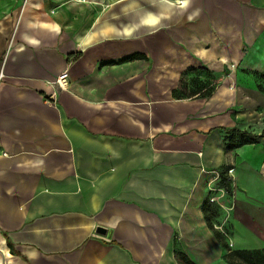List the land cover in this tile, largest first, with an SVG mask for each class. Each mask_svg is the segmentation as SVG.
<instances>
[{"label": "crops", "instance_id": "0c3cea01", "mask_svg": "<svg viewBox=\"0 0 264 264\" xmlns=\"http://www.w3.org/2000/svg\"><path fill=\"white\" fill-rule=\"evenodd\" d=\"M41 1L0 26V264H229L204 210L221 173L234 248H264V137L232 130L264 133V0L122 26L112 0ZM191 68L211 88L183 96Z\"/></svg>", "mask_w": 264, "mask_h": 264}, {"label": "rangeland", "instance_id": "374dc122", "mask_svg": "<svg viewBox=\"0 0 264 264\" xmlns=\"http://www.w3.org/2000/svg\"><path fill=\"white\" fill-rule=\"evenodd\" d=\"M36 1L38 0H0V26L3 23H10L14 28L18 27V23L24 21L25 16H29L23 13H19L20 9L24 5L29 6L31 5V3H34ZM55 1L59 2L58 0H42L41 2L42 5L44 4L48 8H54ZM60 3L61 2H59L58 4ZM85 3L87 2H83V4ZM110 4L111 11L106 13L105 18L106 20H111L113 23L120 26L130 21L134 22L135 14L137 11L138 13H140L142 10L145 13L151 10L159 13L160 11H164L168 8V5L163 2V0H112ZM137 7L138 10L136 11ZM169 7L173 8L174 5H170ZM31 16H35V13ZM257 59H252L251 61V64H253L255 67L260 66V61H258ZM224 69L226 70L227 68L224 67ZM206 71L208 76H212V70L210 68H208V70ZM206 82L207 84L205 85H209L210 89V84L212 83V81H210V79H207ZM203 85V82L201 83V81L199 80V71L186 72L181 79V85L178 91L183 96H193L200 90L201 86ZM231 182V177H224L223 188L225 190V193H222L224 197H222V200L220 199L221 203L218 204L217 202H215L214 204L210 203V205H208V215L211 217L213 227L219 230L225 236L229 245L234 248L235 245L231 239L232 231L231 227L229 226V211L231 210V206L225 205V199L232 198L234 190L236 188L235 185L231 186Z\"/></svg>", "mask_w": 264, "mask_h": 264}, {"label": "trees", "instance_id": "16d2710c", "mask_svg": "<svg viewBox=\"0 0 264 264\" xmlns=\"http://www.w3.org/2000/svg\"><path fill=\"white\" fill-rule=\"evenodd\" d=\"M137 58H145V55L143 54H139V53H135L132 54L126 58H124L123 60H132V59H137ZM192 71H196L195 68H191L189 69L188 72H192ZM256 75L259 76L261 78V80H264V72L263 73H258L256 72ZM205 85V83H203ZM207 84V83H206ZM259 89H261L262 91H264V85L262 83L258 84ZM210 90V89H209ZM207 90V92H205L206 95L210 94V91ZM177 91L174 90V93H176ZM233 131H237L240 133V140H239V144H242L243 141V136L244 135H248L250 136V139L252 141H257L259 138L264 137V133H262L261 135H255V134H248L245 131H240L239 129H232ZM237 146V143L235 142L233 145H230L231 147H235ZM221 178V183L223 185L224 182V176L221 173L220 174ZM208 202H210V200H208L206 203L209 204ZM204 210L205 213H208V205H204ZM207 220L209 222V226L211 228L214 229L215 235L217 237V239L221 242V244L223 245V247L226 249V253L224 255L225 260L227 261V263L229 264H264V248H255V249H247V248H232L228 241L226 240L225 236L218 231L217 229H215L213 227V224L211 222V217L209 215H206ZM7 238V244L11 250V253L15 254V255H21L14 247V244L12 243V241L10 240V238ZM178 256L185 262H187L188 264H191V261L182 253H179Z\"/></svg>", "mask_w": 264, "mask_h": 264}, {"label": "built area", "instance_id": "2783aa9c", "mask_svg": "<svg viewBox=\"0 0 264 264\" xmlns=\"http://www.w3.org/2000/svg\"><path fill=\"white\" fill-rule=\"evenodd\" d=\"M66 74L64 73L63 74V77L65 76ZM55 83L56 84H58L60 87H63L64 88V86L66 85V82L63 80V78L62 77H59L56 81H55ZM232 171L233 170H228V175H231L232 174ZM211 190L212 191H216V190H219V191H222V193L224 192V189L223 188H217V187H211ZM211 201L212 202H215V201H217L218 202V197H211Z\"/></svg>", "mask_w": 264, "mask_h": 264}, {"label": "bare ground", "instance_id": "6f19581e", "mask_svg": "<svg viewBox=\"0 0 264 264\" xmlns=\"http://www.w3.org/2000/svg\"><path fill=\"white\" fill-rule=\"evenodd\" d=\"M2 250L10 257L8 247L5 243L2 244Z\"/></svg>", "mask_w": 264, "mask_h": 264}, {"label": "clouds", "instance_id": "9594fccd", "mask_svg": "<svg viewBox=\"0 0 264 264\" xmlns=\"http://www.w3.org/2000/svg\"><path fill=\"white\" fill-rule=\"evenodd\" d=\"M184 7L187 8L188 5L190 4L191 0H182ZM192 17L190 16L189 19H191Z\"/></svg>", "mask_w": 264, "mask_h": 264}, {"label": "water", "instance_id": "95a60500", "mask_svg": "<svg viewBox=\"0 0 264 264\" xmlns=\"http://www.w3.org/2000/svg\"><path fill=\"white\" fill-rule=\"evenodd\" d=\"M97 232L101 233V234H105L106 230L104 228H102V227H98Z\"/></svg>", "mask_w": 264, "mask_h": 264}]
</instances>
